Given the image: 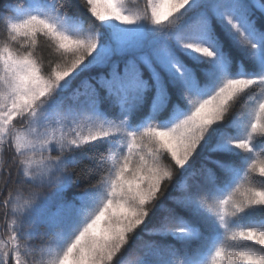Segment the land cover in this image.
Here are the masks:
<instances>
[{"label": "snow or ice", "instance_id": "obj_1", "mask_svg": "<svg viewBox=\"0 0 264 264\" xmlns=\"http://www.w3.org/2000/svg\"><path fill=\"white\" fill-rule=\"evenodd\" d=\"M0 264H264V0L0 10Z\"/></svg>", "mask_w": 264, "mask_h": 264}, {"label": "trees", "instance_id": "obj_2", "mask_svg": "<svg viewBox=\"0 0 264 264\" xmlns=\"http://www.w3.org/2000/svg\"><path fill=\"white\" fill-rule=\"evenodd\" d=\"M17 0H0V10H3L5 6L14 5ZM0 231H2V226H0Z\"/></svg>", "mask_w": 264, "mask_h": 264}]
</instances>
